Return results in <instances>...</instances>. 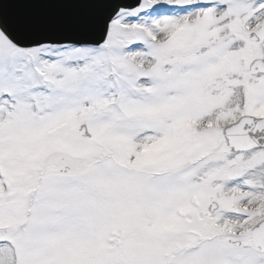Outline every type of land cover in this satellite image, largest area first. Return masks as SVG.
Masks as SVG:
<instances>
[{
	"label": "snow or ice",
	"instance_id": "6c2138e0",
	"mask_svg": "<svg viewBox=\"0 0 264 264\" xmlns=\"http://www.w3.org/2000/svg\"><path fill=\"white\" fill-rule=\"evenodd\" d=\"M0 264H264V0H0Z\"/></svg>",
	"mask_w": 264,
	"mask_h": 264
}]
</instances>
